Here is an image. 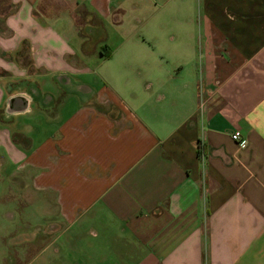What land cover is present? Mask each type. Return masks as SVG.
<instances>
[{
	"label": "crops",
	"instance_id": "obj_1",
	"mask_svg": "<svg viewBox=\"0 0 264 264\" xmlns=\"http://www.w3.org/2000/svg\"><path fill=\"white\" fill-rule=\"evenodd\" d=\"M188 1L0 0V264H264V0Z\"/></svg>",
	"mask_w": 264,
	"mask_h": 264
},
{
	"label": "rangeland",
	"instance_id": "obj_2",
	"mask_svg": "<svg viewBox=\"0 0 264 264\" xmlns=\"http://www.w3.org/2000/svg\"><path fill=\"white\" fill-rule=\"evenodd\" d=\"M113 6L117 7L116 12L109 15H128V24H138L145 30L149 27V20L151 15H158V20L164 21V15H167L168 11L171 9V5H176L177 7L181 0H115ZM189 3L192 0L188 1ZM167 5V6H166ZM175 7L173 8L175 10ZM180 7V6H179ZM172 10V9H171ZM198 14V10H194V15ZM99 15H103L100 13ZM192 15V14H191Z\"/></svg>",
	"mask_w": 264,
	"mask_h": 264
},
{
	"label": "built area",
	"instance_id": "obj_3",
	"mask_svg": "<svg viewBox=\"0 0 264 264\" xmlns=\"http://www.w3.org/2000/svg\"><path fill=\"white\" fill-rule=\"evenodd\" d=\"M232 139L236 141L241 147H246L247 146V140L243 137L241 131H235L232 134Z\"/></svg>",
	"mask_w": 264,
	"mask_h": 264
}]
</instances>
